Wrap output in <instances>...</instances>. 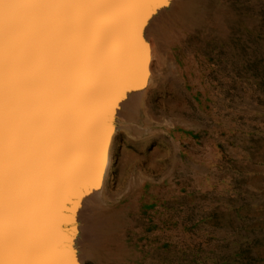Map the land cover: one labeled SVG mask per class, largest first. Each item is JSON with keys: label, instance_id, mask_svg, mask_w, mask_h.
<instances>
[{"label": "rangeland", "instance_id": "rangeland-1", "mask_svg": "<svg viewBox=\"0 0 264 264\" xmlns=\"http://www.w3.org/2000/svg\"><path fill=\"white\" fill-rule=\"evenodd\" d=\"M196 5L158 23L172 66L118 127L108 264H264V0Z\"/></svg>", "mask_w": 264, "mask_h": 264}, {"label": "bare ground", "instance_id": "bare-ground-1", "mask_svg": "<svg viewBox=\"0 0 264 264\" xmlns=\"http://www.w3.org/2000/svg\"><path fill=\"white\" fill-rule=\"evenodd\" d=\"M196 4L197 0H167L163 6L148 3L103 19L21 17L14 41L6 20L0 29V173L5 219L14 50L18 219L21 228L29 225L57 246L58 258L67 264H84L92 257L108 264L111 254L118 253L107 244L118 216L108 209L111 195L106 190L118 127L127 118L136 123L133 128H140L139 108L154 76L170 65L166 41L156 34L158 23L172 19L169 15L182 6L191 11ZM138 16L145 22L138 23ZM30 143L38 171L29 187L25 159ZM75 220L79 221L72 229L79 234L77 252L65 248L70 238L62 230L63 224Z\"/></svg>", "mask_w": 264, "mask_h": 264}, {"label": "snow or ice", "instance_id": "snow-or-ice-1", "mask_svg": "<svg viewBox=\"0 0 264 264\" xmlns=\"http://www.w3.org/2000/svg\"><path fill=\"white\" fill-rule=\"evenodd\" d=\"M167 0H0V29L7 21L10 39L14 41L17 20L40 17L71 19H103L121 15V10L140 7L148 3L163 6ZM138 23L145 22L142 16ZM10 74V120L7 164L6 219L4 208L3 177L0 173V264H67L59 259V248L40 237L29 225L19 223L18 151L15 117V72ZM31 143L25 159L26 185L31 186L38 171Z\"/></svg>", "mask_w": 264, "mask_h": 264}, {"label": "water", "instance_id": "water-1", "mask_svg": "<svg viewBox=\"0 0 264 264\" xmlns=\"http://www.w3.org/2000/svg\"><path fill=\"white\" fill-rule=\"evenodd\" d=\"M148 24H149V22H147L143 27V32L141 34L142 38L145 37V31L148 27ZM115 125L116 124L114 123V126ZM72 201H74V200H72ZM66 207H67V209H70L71 202L67 203ZM65 212L70 213V210H66ZM78 225H79V221H77V220H75L71 223H67V224L65 223L62 225L63 232L70 238L69 240L65 241V248L72 250V251H76V252H77V245L76 244H77V240L79 238V234L77 231L73 232L72 229L77 227Z\"/></svg>", "mask_w": 264, "mask_h": 264}]
</instances>
